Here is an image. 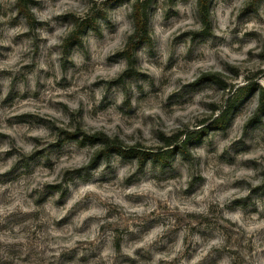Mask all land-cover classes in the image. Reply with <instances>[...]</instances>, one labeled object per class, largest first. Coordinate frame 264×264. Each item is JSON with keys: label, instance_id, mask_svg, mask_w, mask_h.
<instances>
[{"label": "clouds", "instance_id": "obj_1", "mask_svg": "<svg viewBox=\"0 0 264 264\" xmlns=\"http://www.w3.org/2000/svg\"><path fill=\"white\" fill-rule=\"evenodd\" d=\"M262 52L264 0H0V264H264Z\"/></svg>", "mask_w": 264, "mask_h": 264}, {"label": "rangeland", "instance_id": "obj_2", "mask_svg": "<svg viewBox=\"0 0 264 264\" xmlns=\"http://www.w3.org/2000/svg\"><path fill=\"white\" fill-rule=\"evenodd\" d=\"M258 58L261 59V60H264V52L259 53V54H258ZM226 70H227L230 74H233V75L236 74V69L231 68L230 66L227 67ZM205 75H206V74H205ZM205 75L201 77L202 80L208 78V77H206ZM219 77H220V79H221V83H217V82H216V84H217V88H216V90H217L218 92H222V91L225 90V88H226V84H225L224 78H223L222 76H220V75H219ZM248 95H249V96L256 97V98H257V103H258V105H259V88H257L256 86H253V89H252L250 92H248ZM10 100H11V96H10V97L8 98V100H6L4 103L7 104V103H9ZM211 107L214 109V108H215V105H211ZM262 115H264V114H262ZM30 118H31V117L25 115V116L12 117V118H10V120H16V121L19 122V121H25V120H28V119H30ZM6 122H8V121H6ZM9 126H11L10 122H9ZM4 138H5L4 135H3V134H0V140H2V139H4ZM9 155H11V153H9Z\"/></svg>", "mask_w": 264, "mask_h": 264}, {"label": "trees", "instance_id": "obj_3", "mask_svg": "<svg viewBox=\"0 0 264 264\" xmlns=\"http://www.w3.org/2000/svg\"><path fill=\"white\" fill-rule=\"evenodd\" d=\"M201 5L203 8L204 5V0H201ZM138 22L141 23L142 26V21H140V18L137 17ZM210 74H206L205 76L208 77ZM217 83H221V79L219 77V75H215L213 77ZM253 89V86H251L249 89H247V93L250 92ZM258 112L260 114H264V88H259V108H258Z\"/></svg>", "mask_w": 264, "mask_h": 264}]
</instances>
